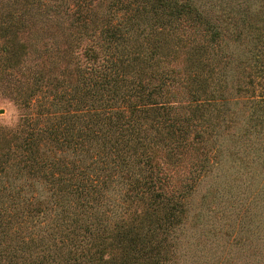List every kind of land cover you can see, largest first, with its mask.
<instances>
[{
	"label": "trees",
	"instance_id": "16d2710c",
	"mask_svg": "<svg viewBox=\"0 0 264 264\" xmlns=\"http://www.w3.org/2000/svg\"><path fill=\"white\" fill-rule=\"evenodd\" d=\"M199 2L0 0V264H264V0Z\"/></svg>",
	"mask_w": 264,
	"mask_h": 264
},
{
	"label": "rangeland",
	"instance_id": "374dc122",
	"mask_svg": "<svg viewBox=\"0 0 264 264\" xmlns=\"http://www.w3.org/2000/svg\"><path fill=\"white\" fill-rule=\"evenodd\" d=\"M242 1V0H241ZM195 2L200 3L199 0ZM26 63V62H25ZM0 57V128L6 131L13 128L22 110L20 98L28 88V70L24 64L7 66Z\"/></svg>",
	"mask_w": 264,
	"mask_h": 264
},
{
	"label": "water",
	"instance_id": "95a60500",
	"mask_svg": "<svg viewBox=\"0 0 264 264\" xmlns=\"http://www.w3.org/2000/svg\"><path fill=\"white\" fill-rule=\"evenodd\" d=\"M3 112H4V110L3 109H0V114L3 113Z\"/></svg>",
	"mask_w": 264,
	"mask_h": 264
}]
</instances>
